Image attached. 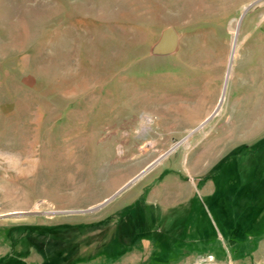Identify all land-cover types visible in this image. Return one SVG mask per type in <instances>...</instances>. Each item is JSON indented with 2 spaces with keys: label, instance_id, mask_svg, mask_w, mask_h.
Instances as JSON below:
<instances>
[{
  "label": "rangeland",
  "instance_id": "rangeland-1",
  "mask_svg": "<svg viewBox=\"0 0 264 264\" xmlns=\"http://www.w3.org/2000/svg\"><path fill=\"white\" fill-rule=\"evenodd\" d=\"M0 264H264V0H0Z\"/></svg>",
  "mask_w": 264,
  "mask_h": 264
},
{
  "label": "water",
  "instance_id": "water-1",
  "mask_svg": "<svg viewBox=\"0 0 264 264\" xmlns=\"http://www.w3.org/2000/svg\"><path fill=\"white\" fill-rule=\"evenodd\" d=\"M178 43H179V35H178L177 31L173 27H168V28H166L163 31L161 39H160L159 43L157 44V46L155 47V51L157 53H170V52H173L177 48ZM226 86H227V82L225 84V90H226ZM223 98H224V95L222 96V99ZM148 169H149V167L145 171H143V173L139 174L135 179L130 181L123 189H125L130 183L134 182L136 179L140 178ZM115 196L116 195H113L112 197L106 199L105 202H103V203H101V204H99V205H97L95 207L89 208V209L84 210V211H76V212H90V211H94V210L104 206L105 204H107ZM57 213H71V211L70 212L58 211Z\"/></svg>",
  "mask_w": 264,
  "mask_h": 264
},
{
  "label": "crops",
  "instance_id": "crops-1",
  "mask_svg": "<svg viewBox=\"0 0 264 264\" xmlns=\"http://www.w3.org/2000/svg\"><path fill=\"white\" fill-rule=\"evenodd\" d=\"M174 183L176 184V185H179V184H181L182 183V180H179V181H174ZM162 197V196H161ZM161 197H159V199L157 198V197H155V198H151L150 199V203H152L153 205H151V207H150V209L152 210L151 212H152V214L150 215L149 214V218L151 217H153L154 219H160L161 218V220L162 221H164L165 219H169V218H171V217H169V216H167V214H169L170 213V215H171V212H177V204H179V203H181L182 202V200L180 199H177L178 200V202H175V203H172V202H170V201H167L166 200V197H163V198H161ZM158 201H157V200ZM161 199V200H160ZM162 203V206L160 205L159 206V204H161ZM159 206V207H158ZM182 216H179V218H181ZM151 218H150V220H151ZM152 218V219H153ZM176 219H177V216H176ZM171 220V219H170ZM139 242H141V243H138V244H140L139 246H141V247H139L138 248V244H136V245H134L133 246V248L135 247V249L134 250H139L140 248H142V246H145V242H146V240L145 239H142L141 241L139 240ZM161 250V249H160Z\"/></svg>",
  "mask_w": 264,
  "mask_h": 264
},
{
  "label": "trees",
  "instance_id": "trees-1",
  "mask_svg": "<svg viewBox=\"0 0 264 264\" xmlns=\"http://www.w3.org/2000/svg\"><path fill=\"white\" fill-rule=\"evenodd\" d=\"M243 229V227L241 226V225H239L236 229H235V232L234 233H236V236L238 237V238H242L243 236H244V231L242 230Z\"/></svg>",
  "mask_w": 264,
  "mask_h": 264
}]
</instances>
